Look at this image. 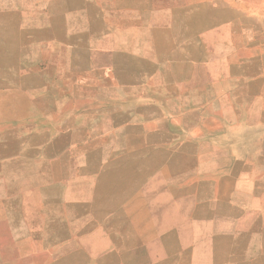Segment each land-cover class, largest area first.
Instances as JSON below:
<instances>
[{
  "label": "crops",
  "instance_id": "crops-1",
  "mask_svg": "<svg viewBox=\"0 0 264 264\" xmlns=\"http://www.w3.org/2000/svg\"><path fill=\"white\" fill-rule=\"evenodd\" d=\"M1 65L0 264H264V0H0Z\"/></svg>",
  "mask_w": 264,
  "mask_h": 264
},
{
  "label": "rangeland",
  "instance_id": "rangeland-1",
  "mask_svg": "<svg viewBox=\"0 0 264 264\" xmlns=\"http://www.w3.org/2000/svg\"><path fill=\"white\" fill-rule=\"evenodd\" d=\"M12 68L11 70H9ZM15 66L1 65L0 66V124L10 121L11 117L18 115L17 112H9V106L23 105V98L11 95L17 87H22V81L12 80V73H9ZM11 95V96H10ZM2 126V125H1ZM4 130V129H3ZM8 130V129H6ZM84 242L78 246V241H66L64 244L58 242L53 248H50L48 253H43L44 256L34 255L32 258L33 264H110L108 258L105 257V250L103 249V241L93 240L92 250L88 248L89 242ZM79 249V250H78ZM93 252L95 256H90ZM135 261V258H130V261ZM117 264H121L118 260Z\"/></svg>",
  "mask_w": 264,
  "mask_h": 264
}]
</instances>
